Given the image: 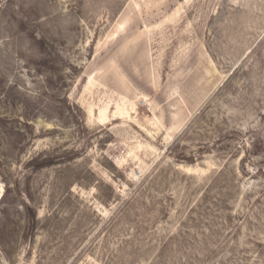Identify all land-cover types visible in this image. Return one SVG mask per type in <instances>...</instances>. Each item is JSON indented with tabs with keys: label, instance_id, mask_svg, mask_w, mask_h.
<instances>
[{
	"label": "rangeland",
	"instance_id": "1",
	"mask_svg": "<svg viewBox=\"0 0 264 264\" xmlns=\"http://www.w3.org/2000/svg\"><path fill=\"white\" fill-rule=\"evenodd\" d=\"M0 195V264H264V0H0Z\"/></svg>",
	"mask_w": 264,
	"mask_h": 264
},
{
	"label": "bare ground",
	"instance_id": "2",
	"mask_svg": "<svg viewBox=\"0 0 264 264\" xmlns=\"http://www.w3.org/2000/svg\"><path fill=\"white\" fill-rule=\"evenodd\" d=\"M123 19V18H122ZM126 19H128L129 20V18L127 17ZM126 20H122V22L121 23H117L116 24V26H115V29H114V31H113V34L115 33V32H120V31H123L124 30V26H125V24H126V22H125ZM116 35V34H115ZM0 198H1V195H0Z\"/></svg>",
	"mask_w": 264,
	"mask_h": 264
},
{
	"label": "trees",
	"instance_id": "3",
	"mask_svg": "<svg viewBox=\"0 0 264 264\" xmlns=\"http://www.w3.org/2000/svg\"><path fill=\"white\" fill-rule=\"evenodd\" d=\"M56 162L54 161V160H52V159H48V160H45V161H42L41 163H40V165H39V167L41 166V167H49V166H52V165H54Z\"/></svg>",
	"mask_w": 264,
	"mask_h": 264
}]
</instances>
